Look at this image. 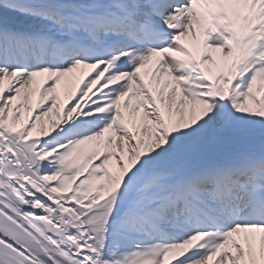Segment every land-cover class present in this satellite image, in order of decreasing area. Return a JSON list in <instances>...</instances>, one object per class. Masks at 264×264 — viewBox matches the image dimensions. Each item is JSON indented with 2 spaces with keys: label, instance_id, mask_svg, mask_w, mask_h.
<instances>
[{
  "label": "snow or ice",
  "instance_id": "1",
  "mask_svg": "<svg viewBox=\"0 0 264 264\" xmlns=\"http://www.w3.org/2000/svg\"><path fill=\"white\" fill-rule=\"evenodd\" d=\"M0 264H264V0H0Z\"/></svg>",
  "mask_w": 264,
  "mask_h": 264
}]
</instances>
